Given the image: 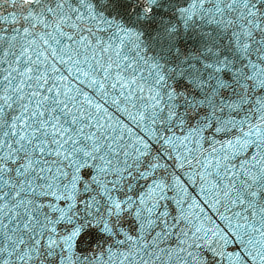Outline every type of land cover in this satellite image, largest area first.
Returning <instances> with one entry per match:
<instances>
[{
	"label": "snow or ice",
	"instance_id": "1",
	"mask_svg": "<svg viewBox=\"0 0 264 264\" xmlns=\"http://www.w3.org/2000/svg\"><path fill=\"white\" fill-rule=\"evenodd\" d=\"M0 264H264V0H0Z\"/></svg>",
	"mask_w": 264,
	"mask_h": 264
}]
</instances>
